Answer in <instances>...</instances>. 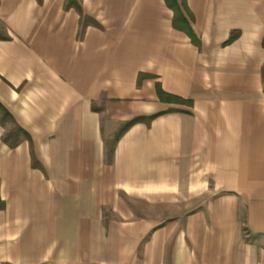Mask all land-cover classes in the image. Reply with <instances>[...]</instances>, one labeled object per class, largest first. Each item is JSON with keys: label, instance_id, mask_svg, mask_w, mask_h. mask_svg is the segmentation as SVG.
I'll return each instance as SVG.
<instances>
[{"label": "crops", "instance_id": "obj_1", "mask_svg": "<svg viewBox=\"0 0 264 264\" xmlns=\"http://www.w3.org/2000/svg\"><path fill=\"white\" fill-rule=\"evenodd\" d=\"M78 2L0 0V264H264V0Z\"/></svg>", "mask_w": 264, "mask_h": 264}, {"label": "trees", "instance_id": "obj_2", "mask_svg": "<svg viewBox=\"0 0 264 264\" xmlns=\"http://www.w3.org/2000/svg\"><path fill=\"white\" fill-rule=\"evenodd\" d=\"M164 1H165L166 6L170 10H172L173 15H174L173 20H172V27L175 30H178V31L185 33L187 35V37L190 39V42L194 46L199 48L200 42L197 39V37L195 36V34L193 33L189 22L186 21V19L184 18L183 14H182V11H184L186 13V15H188V10H187L186 5H185V0H164ZM36 2L40 5L42 3V0H36ZM70 9L74 10L78 14L79 19H80V27L82 29L86 25H92L94 27L99 28V25L97 23H95L89 17L84 15L82 8H81V5L79 4L78 0H65L64 10L68 11ZM238 37H239V32L233 31L230 34L228 40L223 45L227 46V45L231 44ZM9 40H10V38L5 34L4 30L2 28H0V42L1 41H9ZM262 47L264 48V38L262 40ZM261 76H262L263 85H264V66L262 67V70H261ZM146 77H149V76L140 74L138 76V85H140L141 80L146 78ZM155 94H156L158 101H160L161 103L170 104V105H177V106H186V107L192 106L191 100H185V99H182L180 97L165 93L162 90L160 84H155ZM169 111H171V110H169ZM162 114H164V113H160V114H157L154 116H149V117H138V118L131 120L130 122L122 124L119 131L115 135L113 141L109 145V148L106 152V156L108 158V161L111 160L115 144L117 143V141L119 140V138L121 137V135L125 131H127L130 127H132L135 124H145L146 126H149L150 122L155 117L162 115ZM0 121L2 123L4 121L14 123L11 116L9 115V113L1 105H0ZM21 138L28 141L30 146H32L30 136L25 131H23L20 127L15 125L14 130L11 133H9L7 136L3 137V142L6 145H8V147L13 149L18 145ZM31 158H32V166L33 167L38 166L33 154H31ZM2 208H3V204L0 201V209H2Z\"/></svg>", "mask_w": 264, "mask_h": 264}, {"label": "rangeland", "instance_id": "obj_3", "mask_svg": "<svg viewBox=\"0 0 264 264\" xmlns=\"http://www.w3.org/2000/svg\"><path fill=\"white\" fill-rule=\"evenodd\" d=\"M10 128H11V127H10ZM112 139H113V138L108 139V143H109V142L111 143V142L113 141Z\"/></svg>", "mask_w": 264, "mask_h": 264}]
</instances>
